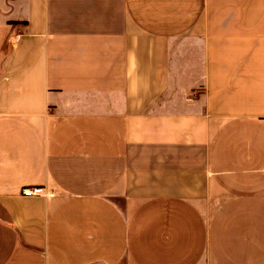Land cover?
Listing matches in <instances>:
<instances>
[{
  "label": "crops",
  "instance_id": "crops-1",
  "mask_svg": "<svg viewBox=\"0 0 264 264\" xmlns=\"http://www.w3.org/2000/svg\"><path fill=\"white\" fill-rule=\"evenodd\" d=\"M0 264H264V0H0Z\"/></svg>",
  "mask_w": 264,
  "mask_h": 264
},
{
  "label": "built area",
  "instance_id": "built-area-1",
  "mask_svg": "<svg viewBox=\"0 0 264 264\" xmlns=\"http://www.w3.org/2000/svg\"><path fill=\"white\" fill-rule=\"evenodd\" d=\"M20 193L23 195H43L48 191L44 185H33L20 187Z\"/></svg>",
  "mask_w": 264,
  "mask_h": 264
}]
</instances>
